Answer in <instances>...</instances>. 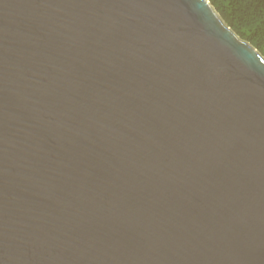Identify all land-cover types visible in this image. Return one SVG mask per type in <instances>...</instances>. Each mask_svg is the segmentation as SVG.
Masks as SVG:
<instances>
[{
    "label": "water",
    "instance_id": "95a60500",
    "mask_svg": "<svg viewBox=\"0 0 264 264\" xmlns=\"http://www.w3.org/2000/svg\"><path fill=\"white\" fill-rule=\"evenodd\" d=\"M0 264H264V58L207 0H0Z\"/></svg>",
    "mask_w": 264,
    "mask_h": 264
},
{
    "label": "trees",
    "instance_id": "16d2710c",
    "mask_svg": "<svg viewBox=\"0 0 264 264\" xmlns=\"http://www.w3.org/2000/svg\"><path fill=\"white\" fill-rule=\"evenodd\" d=\"M224 23L264 58V0H207Z\"/></svg>",
    "mask_w": 264,
    "mask_h": 264
}]
</instances>
